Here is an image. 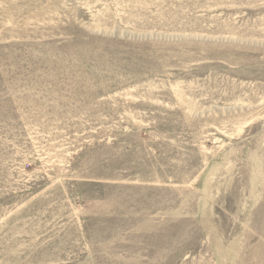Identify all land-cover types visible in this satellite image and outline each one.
<instances>
[{
  "label": "rangeland",
  "instance_id": "rangeland-1",
  "mask_svg": "<svg viewBox=\"0 0 264 264\" xmlns=\"http://www.w3.org/2000/svg\"><path fill=\"white\" fill-rule=\"evenodd\" d=\"M0 264H264V0H0Z\"/></svg>",
  "mask_w": 264,
  "mask_h": 264
}]
</instances>
